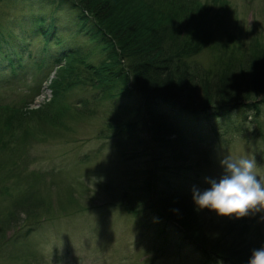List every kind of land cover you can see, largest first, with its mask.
I'll return each mask as SVG.
<instances>
[{
  "label": "rangeland",
  "instance_id": "374dc122",
  "mask_svg": "<svg viewBox=\"0 0 264 264\" xmlns=\"http://www.w3.org/2000/svg\"><path fill=\"white\" fill-rule=\"evenodd\" d=\"M159 1L162 10L170 6L172 12L180 5H191L189 9L184 7L182 14L185 13V18L191 16L190 23H193L185 21L184 25L188 30L191 25L195 31L199 30L202 48L183 61L186 67L201 70L200 75L204 69L213 72L223 64L239 69L240 64L264 57V0H184L185 4L181 0ZM36 2L0 0V35L6 36L8 43L27 45L21 55L26 71H22L19 83L11 84L9 68L0 67V264H201L187 249L176 245H167L166 253L162 254L166 244L153 234L149 212L142 214L144 218L136 219L121 212L119 207L110 208L105 204L119 202L118 195L101 186L107 178L105 172L113 167L111 164L118 154L115 148L101 145L95 139L102 118L67 109L59 119L64 130L59 128L61 124L55 128L35 124L28 114L52 98L50 84L65 63L49 64V68L37 70L28 61L27 52L31 60L42 61L46 58L43 53L49 48L47 57L59 61L62 55L58 57V50L62 45L74 42L83 49L90 44L83 35L73 37L72 32L62 31L64 19L70 18L66 9L50 13L54 4L48 8V3L42 2L40 6ZM50 20L55 21L56 29L51 40L45 43L44 37L35 30L37 26L50 27ZM1 55L0 62L9 61ZM38 85L41 90L32 99L30 92ZM82 94L83 86L71 88L69 92L71 97ZM85 94H88L86 90ZM235 112L229 125L232 129L227 131L220 128V120L204 119L203 114L197 116L200 118L196 122H184L188 133L202 134L210 143L205 140L207 155L202 158L196 152L179 158L184 163H192L185 170L184 178L178 181L181 195H188L191 201L166 200L171 211L178 209L175 213L199 233V241L207 251L213 244L222 246L214 250L221 253L229 247H264V211L250 212L241 218L220 216L208 208L197 211L193 200L194 187L203 191L210 187L206 178L218 180L223 175L219 161L224 154L235 159H255L254 173L258 179L264 177V111L255 122L254 111L245 114L246 128L241 135L238 134L243 130H238L240 124L234 128L232 124L243 118V112ZM17 116L24 118V123L18 124ZM257 127L259 133L255 136ZM221 130L225 132L222 138ZM218 138L224 143L220 144ZM125 144L129 149V144ZM140 168L141 165L133 169ZM120 182L115 183L116 194L121 192L117 186ZM22 231L25 234L20 235ZM242 255L245 256L244 251Z\"/></svg>",
  "mask_w": 264,
  "mask_h": 264
},
{
  "label": "trees",
  "instance_id": "16d2710c",
  "mask_svg": "<svg viewBox=\"0 0 264 264\" xmlns=\"http://www.w3.org/2000/svg\"><path fill=\"white\" fill-rule=\"evenodd\" d=\"M120 1L35 0L40 6L42 2L48 3V8L54 4L50 13L66 9L70 18L68 21L64 19L62 31L72 32L73 37L83 35L90 44L83 49L74 42L62 45L58 50V57L62 55L57 57L59 61L47 57L49 48L44 53L41 51L48 58L44 57L42 61L31 60L32 56L27 52L28 61L41 71L49 68V64L65 63L55 73L56 79L51 81L52 98L28 114L37 122L35 124L54 128L61 124L59 119L67 109L102 118L103 125L96 134L93 133L95 139L101 145L115 148L118 154L115 164H111L113 167L105 172L107 178L101 186L103 190L110 188L108 192L118 195L119 202L105 204L110 208L119 207L121 212L136 219L149 212L153 234L166 244L161 249L162 254L166 253L167 245L172 244L187 249L200 259L201 264H244L245 259L249 261L251 257V246L229 247L227 252L221 253L214 250L222 249V246L213 244L207 251L199 241V233L187 220L183 222L179 214L172 212L166 200L191 201L188 195H181L178 190V181L192 166L189 161H180L181 155L188 152L198 153L199 158L207 155L205 140L209 143L210 140L196 132L188 133L184 124L186 120L195 121L203 114L204 119L220 120V128L227 131L232 129L229 125L233 121V111L239 110L243 112V118L232 125L234 128L240 124L238 130H243L238 134L241 135L246 128L243 124L245 114L254 111L253 122L262 114L264 57L240 64L243 69L223 64L213 72L204 69V74L200 75L201 70L186 67L183 61L202 48V39L197 34L199 30L195 31L192 25L188 30L184 25L185 21L189 24L192 19L190 15L185 18L182 12L184 7L189 9L191 5H180L172 12L170 6L162 10L159 0H145L148 3L143 0ZM53 20H50V27H36L35 32L44 37L45 43L51 40L56 29ZM6 38L0 35V53L9 61L2 59L0 67L6 65L10 70V83L17 84L22 71H26L21 55L27 45H17L16 41L8 43ZM39 85L31 90L32 99L39 94ZM82 86L84 95H69L71 88ZM258 98L261 100L257 101ZM17 118L18 124L24 123V118ZM59 128L64 126L61 124ZM256 132L255 136L259 133L258 127ZM224 133L221 130V138ZM222 142L223 139H219V143ZM125 143L129 144V149L125 148ZM142 156L145 158L137 162ZM140 165V170L133 169ZM130 169L133 170L129 173ZM117 182H120L117 186L121 192L116 194ZM24 231L20 235L25 234ZM234 260L242 261L235 263Z\"/></svg>",
  "mask_w": 264,
  "mask_h": 264
},
{
  "label": "clouds",
  "instance_id": "9594fccd",
  "mask_svg": "<svg viewBox=\"0 0 264 264\" xmlns=\"http://www.w3.org/2000/svg\"><path fill=\"white\" fill-rule=\"evenodd\" d=\"M223 175L217 180L206 178L210 187L193 188L197 211L208 208L220 216L241 218L250 212L264 211V177L254 173L255 159H235L230 154L220 158ZM173 211L178 212V209ZM248 264H264V247L253 249Z\"/></svg>",
  "mask_w": 264,
  "mask_h": 264
}]
</instances>
